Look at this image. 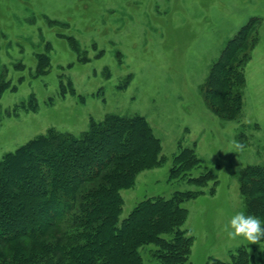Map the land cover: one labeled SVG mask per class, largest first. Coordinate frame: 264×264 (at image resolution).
<instances>
[{"label":"rangeland","instance_id":"1","mask_svg":"<svg viewBox=\"0 0 264 264\" xmlns=\"http://www.w3.org/2000/svg\"><path fill=\"white\" fill-rule=\"evenodd\" d=\"M253 19L241 110L222 119L204 82ZM0 84V159L48 129L79 135L108 115L141 116L164 160L121 192L120 218L145 198L198 192L182 204L191 264L229 261L237 247L264 257V243L223 230L244 213L241 170L264 164V0H0ZM179 148L202 160L192 177H214L203 186L171 180Z\"/></svg>","mask_w":264,"mask_h":264},{"label":"trees","instance_id":"2","mask_svg":"<svg viewBox=\"0 0 264 264\" xmlns=\"http://www.w3.org/2000/svg\"><path fill=\"white\" fill-rule=\"evenodd\" d=\"M254 24L253 19L227 42L204 82L203 96L222 119H236L241 110L245 42ZM6 88L0 84V98ZM146 122L137 115H108L79 135L48 129L4 154L0 264H191L193 237L182 228L187 218L182 204L198 192L148 197L120 218L121 192L134 186L137 174L164 160ZM172 161L171 180L203 186L214 177L205 169L191 176L202 167L192 148H179ZM238 184L244 214L256 216L264 227V164L241 170ZM209 262L264 264V257L237 247L229 261Z\"/></svg>","mask_w":264,"mask_h":264},{"label":"clouds","instance_id":"3","mask_svg":"<svg viewBox=\"0 0 264 264\" xmlns=\"http://www.w3.org/2000/svg\"><path fill=\"white\" fill-rule=\"evenodd\" d=\"M235 148L242 150V145L236 143ZM224 232L229 239L243 237L249 244H259L264 239V227L261 226L259 218L244 213L235 214L230 221L224 225Z\"/></svg>","mask_w":264,"mask_h":264}]
</instances>
